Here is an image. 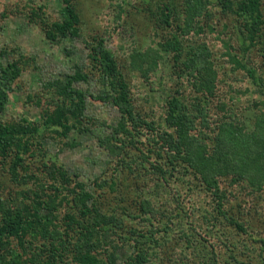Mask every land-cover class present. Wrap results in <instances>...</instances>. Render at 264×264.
<instances>
[{
	"label": "trees",
	"instance_id": "1",
	"mask_svg": "<svg viewBox=\"0 0 264 264\" xmlns=\"http://www.w3.org/2000/svg\"><path fill=\"white\" fill-rule=\"evenodd\" d=\"M120 1V23L129 14L132 24L148 20L154 31L167 32L154 46L133 49L129 62L118 58L106 36L84 29L77 0H61L55 19L44 3L30 6L27 22L47 42L81 35L87 50L84 64L26 95L25 102L39 109L34 119L2 118L29 57L0 49V264H264L263 237L252 240L257 254L249 255L245 243L242 249L218 232L222 225L243 234L247 229L240 208L225 199L222 181L264 191V0ZM206 26L224 37L223 53L249 79V95L252 85L262 89L240 108L236 97L226 101L218 92L233 71L210 43L196 38ZM253 52L258 65L250 62ZM159 62L173 90H164L156 118L135 101L132 81L136 73L154 74ZM89 82L93 92L79 85ZM149 92L151 102L161 97L156 88ZM88 98L118 112L109 133L98 136L108 159L91 185L44 144L52 137L72 145L71 134L95 130L98 121L86 113ZM176 185L206 193L210 205L197 214L199 207L183 204L177 195L162 196ZM198 218L207 224L204 229L197 227ZM201 240L223 243L228 252L212 245L201 257V245L206 247ZM179 241L185 259L159 256L158 249H172Z\"/></svg>",
	"mask_w": 264,
	"mask_h": 264
},
{
	"label": "rangeland",
	"instance_id": "2",
	"mask_svg": "<svg viewBox=\"0 0 264 264\" xmlns=\"http://www.w3.org/2000/svg\"><path fill=\"white\" fill-rule=\"evenodd\" d=\"M127 1L129 2V0ZM77 2L84 21V29L86 28L87 31L98 32L106 36L109 46L121 60L126 58L128 61V56L133 49H143L150 44L154 46L158 42L157 40H162L158 35L167 34L161 29L154 31L152 24L148 23V20L146 22L138 21V25L133 20L132 24L129 14L123 17L126 19L124 20L125 22L120 23L117 16L119 11L117 4L121 2L120 0H77ZM42 3L45 4L44 10L50 18L55 19L58 17V8L61 0H0V49L14 50L17 57L18 52H21L25 57H29V64L25 65L23 72L17 79V87L10 93V101L6 113L2 115L3 119H16L20 116L30 119L36 118L39 114V109L31 102H25L26 95L38 91L42 81L52 80L65 72H72L76 65L85 63L87 50L83 46V37L81 35L77 38L66 39L57 45L51 44L46 41L37 25L27 22L26 14L29 12L30 6ZM128 11L141 16V12H137L136 9L129 8ZM142 14L148 13L144 12ZM136 18L139 19L138 16ZM129 24L133 28L129 27ZM215 30H218L217 26ZM203 32L196 38L205 41L207 44L210 43L211 48L219 55V61H221L225 69L233 71L229 75L224 76L227 83L220 81L218 92L222 94L226 101L232 96L236 97L235 101H238L237 106L239 108L246 103L248 98L256 99L262 89L252 85L250 87L253 92L252 95H249L245 90L249 79L244 78L243 73L234 69V66L228 62V57L223 53L225 52L222 41L224 37L219 38L217 31L209 33L207 26ZM88 35V32L84 34V36ZM189 38H191L190 35ZM249 58H251L250 62L252 64L258 65L260 57L257 53L253 52ZM261 72L264 74V70H261ZM168 75L166 65L164 66L161 62H159L157 71L154 74L151 73L148 78H142L138 73L133 75L132 92L135 101L156 118L162 112V105L166 96L164 90L166 93H168L169 88L170 91L173 90V82L165 83ZM79 85L92 92L95 89L93 82L79 83ZM152 88L158 90V97L161 96L155 100L156 102H151L149 99L151 95L149 91H152ZM162 91L163 96L161 95ZM86 113L98 121V125L93 132L83 135L71 134L69 142H75L72 145L59 142L52 139V137L47 138L44 144L47 151L52 155H57L66 168L77 174L83 182L89 185L95 177L101 174L108 159L107 152L98 145V136L109 133V127L115 125L118 112L110 104L88 98ZM192 184L194 183L192 182ZM221 185L225 191V199H229V205L232 204L235 206L234 208H240L242 217L248 222L245 221L247 227L245 234L236 231L232 228L233 226L227 229L223 225L219 226L218 232L227 234L230 237L229 240L234 242L235 245L241 246L242 249V244L245 243V249L249 248V250L244 251L245 253L251 251L252 255L257 254L253 251L257 243L252 240L259 236L264 238V191L260 194L246 186L247 184L230 183L228 179L222 181ZM186 187L176 185L171 188L170 193L163 191L161 193L162 196L164 193V196L168 197L169 200H173L172 196L177 195L178 200L183 204L199 207L196 213L201 214V207L210 205V197L204 192L196 191L193 186L189 189ZM181 218L183 222L186 220L190 222L191 220L189 217ZM200 219L198 218L197 227L200 229L201 226L204 229L207 224H203ZM175 221H178V219ZM177 226H173L172 229L178 230ZM179 242L177 245L173 244L172 249L168 247L158 249L159 256L163 259L169 256L175 261H179V258L185 259V256L179 251L183 247V241ZM200 243L206 244L205 248L201 245L202 251L198 252L201 257L203 254L208 253L209 247L212 245L217 251H219V247L227 251L222 245L223 243H217L214 240L213 242L208 241V243H204L201 240ZM230 245L228 244L227 247H231L233 244ZM237 248L242 250L239 247ZM238 250L235 249V251ZM124 253L125 251L122 252L123 255ZM249 255L251 254L249 253ZM121 260H123V256L117 263L122 262ZM257 261L255 258V262ZM258 264L263 263L259 261Z\"/></svg>",
	"mask_w": 264,
	"mask_h": 264
}]
</instances>
